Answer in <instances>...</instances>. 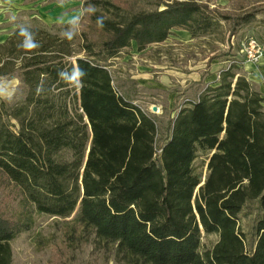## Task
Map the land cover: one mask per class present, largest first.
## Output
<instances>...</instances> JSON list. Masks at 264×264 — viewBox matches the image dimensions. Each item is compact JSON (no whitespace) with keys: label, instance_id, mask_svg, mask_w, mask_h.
<instances>
[{"label":"trees","instance_id":"16d2710c","mask_svg":"<svg viewBox=\"0 0 264 264\" xmlns=\"http://www.w3.org/2000/svg\"><path fill=\"white\" fill-rule=\"evenodd\" d=\"M130 1L86 0L80 34L77 20L51 25L29 12L0 43V78L23 86L16 102L0 101V264H12L11 242L35 213L75 214L70 239L94 236L123 264H264L261 89L232 59L162 126L111 70L134 43L143 51L175 29L207 37L224 23L234 35L256 11L162 0L133 12Z\"/></svg>","mask_w":264,"mask_h":264},{"label":"rangeland","instance_id":"374dc122","mask_svg":"<svg viewBox=\"0 0 264 264\" xmlns=\"http://www.w3.org/2000/svg\"><path fill=\"white\" fill-rule=\"evenodd\" d=\"M85 1L0 0V43L8 38L18 20L28 19L29 12H36L51 25L77 20L72 33L80 34L89 23ZM161 1L131 0L130 4L133 12L151 11L158 8ZM201 1H208L212 8L219 7L224 11H256V20L243 25L234 35L230 33L229 23L223 24L220 33L207 37L192 38L188 31L175 29L167 40L151 44L143 51H139L134 43L121 52L111 67L120 89L135 103L157 115L162 126L176 115L185 101L196 97L206 84L217 80L219 71L232 59L242 65V71L264 94V57L255 64L242 52L249 37L264 44V0ZM22 87L17 76L0 78V90L4 93L0 101L16 102L23 94ZM202 161L200 158L197 164L206 176V167H200ZM74 216L60 218L35 213L31 230L11 242L12 264H123L117 261L113 246L96 242L94 236L72 241L68 225ZM251 222V216H243L244 227L249 228ZM217 239V235H205L203 242L211 246Z\"/></svg>","mask_w":264,"mask_h":264},{"label":"built area","instance_id":"2783aa9c","mask_svg":"<svg viewBox=\"0 0 264 264\" xmlns=\"http://www.w3.org/2000/svg\"><path fill=\"white\" fill-rule=\"evenodd\" d=\"M242 52L248 61L257 64L264 57V44L254 37H249L243 44Z\"/></svg>","mask_w":264,"mask_h":264},{"label":"clouds","instance_id":"9594fccd","mask_svg":"<svg viewBox=\"0 0 264 264\" xmlns=\"http://www.w3.org/2000/svg\"><path fill=\"white\" fill-rule=\"evenodd\" d=\"M93 13H95L97 11L96 7L95 6H92L91 9H90ZM97 25L100 26V27H103V24H104V18L101 16V17H97V21H96ZM27 48L29 49H32L34 46L31 44V42H29L27 45H26ZM83 71V70H82ZM4 93H3V90H0V96H3Z\"/></svg>","mask_w":264,"mask_h":264},{"label":"water","instance_id":"95a60500","mask_svg":"<svg viewBox=\"0 0 264 264\" xmlns=\"http://www.w3.org/2000/svg\"><path fill=\"white\" fill-rule=\"evenodd\" d=\"M156 108H157V107H156V106H154V110H156Z\"/></svg>","mask_w":264,"mask_h":264},{"label":"crops","instance_id":"0c3cea01","mask_svg":"<svg viewBox=\"0 0 264 264\" xmlns=\"http://www.w3.org/2000/svg\"><path fill=\"white\" fill-rule=\"evenodd\" d=\"M219 72H220V71H219ZM215 80H216V79H215ZM215 80H214V81H215Z\"/></svg>","mask_w":264,"mask_h":264}]
</instances>
